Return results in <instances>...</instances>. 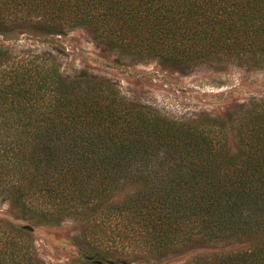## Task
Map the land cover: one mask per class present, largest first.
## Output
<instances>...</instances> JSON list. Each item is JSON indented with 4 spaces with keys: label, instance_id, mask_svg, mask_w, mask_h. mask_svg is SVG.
I'll return each instance as SVG.
<instances>
[{
    "label": "trees",
    "instance_id": "16d2710c",
    "mask_svg": "<svg viewBox=\"0 0 264 264\" xmlns=\"http://www.w3.org/2000/svg\"><path fill=\"white\" fill-rule=\"evenodd\" d=\"M76 27L142 60L264 67V0H0L2 35ZM227 121L170 119L50 53L0 46V204L28 221L0 217V264H48L32 224L66 220V264L188 248L216 251L177 264H264V104L237 143Z\"/></svg>",
    "mask_w": 264,
    "mask_h": 264
},
{
    "label": "rangeland",
    "instance_id": "374dc122",
    "mask_svg": "<svg viewBox=\"0 0 264 264\" xmlns=\"http://www.w3.org/2000/svg\"><path fill=\"white\" fill-rule=\"evenodd\" d=\"M0 46L16 53H50L63 75L74 76L85 71L112 81L125 100L156 110L170 119L193 120L201 114L227 118L231 143L239 141L241 124L247 115L264 104V67L250 68L225 60L193 66L160 59L142 60L120 53L85 27L67 29L59 34L14 30L7 35L0 34ZM0 217L28 224L12 216L8 203L0 204ZM32 228L40 260L48 264H66L75 254L71 241L77 225L73 221L66 220L60 225L32 224ZM241 243L234 241L229 247L244 245ZM209 245L223 248L225 242ZM212 251L216 250L188 248L183 254L160 259L141 252L125 258L134 260L135 264H177L189 255Z\"/></svg>",
    "mask_w": 264,
    "mask_h": 264
}]
</instances>
